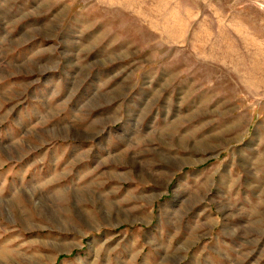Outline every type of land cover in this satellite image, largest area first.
I'll use <instances>...</instances> for the list:
<instances>
[{
	"label": "rangeland",
	"instance_id": "1",
	"mask_svg": "<svg viewBox=\"0 0 264 264\" xmlns=\"http://www.w3.org/2000/svg\"><path fill=\"white\" fill-rule=\"evenodd\" d=\"M0 264H264V0H0Z\"/></svg>",
	"mask_w": 264,
	"mask_h": 264
}]
</instances>
